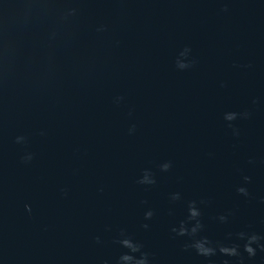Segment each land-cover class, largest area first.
Returning <instances> with one entry per match:
<instances>
[{"label":"water","instance_id":"obj_1","mask_svg":"<svg viewBox=\"0 0 264 264\" xmlns=\"http://www.w3.org/2000/svg\"><path fill=\"white\" fill-rule=\"evenodd\" d=\"M190 201L239 257L172 231ZM242 231L264 237V0H0V264H117L122 234L150 264H264Z\"/></svg>","mask_w":264,"mask_h":264},{"label":"clouds","instance_id":"obj_2","mask_svg":"<svg viewBox=\"0 0 264 264\" xmlns=\"http://www.w3.org/2000/svg\"><path fill=\"white\" fill-rule=\"evenodd\" d=\"M76 14L75 8H70L67 11L66 16H74ZM101 30V29H98ZM195 63V60L191 58V48L185 46L180 52L179 55L175 59V67L179 70H185L190 68ZM123 99L122 97H117L116 100ZM255 103V100L253 101ZM250 113L247 111L237 113L235 111H227L223 114V119L228 123V126L232 128L233 135H239V130L232 125V121L236 120L237 118H244L247 119ZM135 130V125H131L129 127V133L131 134ZM43 134V133H41ZM15 142L20 144L25 142L24 136H17L15 138ZM33 159V154L31 152H26L24 155L21 156V161L23 163H29ZM171 167L170 161H164L159 165L161 171H168ZM248 176H244L243 180L245 183L249 181ZM138 183L143 185H151L155 183L154 175L150 169H144L141 176L138 179ZM236 191L239 194L244 196L248 195V190L245 186L241 185L237 187ZM180 198L179 193H173L171 195L172 200H178ZM26 209H29V206L25 205ZM30 210V209H29ZM187 221H194L191 226H187L186 221H181L178 227H173L172 231L175 232L179 236H191L193 237L191 244L189 245L193 249H195L196 253L203 257H211L216 255L217 251L226 257H239L241 255L240 248L241 245L238 243H231V244H222L216 243L215 245L213 242L206 236H201L199 238H195L197 233L201 231L203 225L200 221L201 210L197 206L196 201H190L187 207ZM153 215L152 211H146L144 213L145 219L151 218ZM221 221L226 219L225 216L221 215L219 217ZM144 228H147L148 225L144 224ZM237 238L239 240L244 241L243 243V251L247 253L248 257L251 258L256 255L257 249L264 251V243H261V240H264V237L256 234V233H245L239 232L237 233ZM97 242H99V237H96ZM117 243L127 251L122 252L118 259L117 264H150L148 254L146 252L141 251L142 245L132 239L131 237L124 236L122 234V238H120ZM255 245V247H254ZM139 253V255H136ZM224 264H228L226 260Z\"/></svg>","mask_w":264,"mask_h":264}]
</instances>
